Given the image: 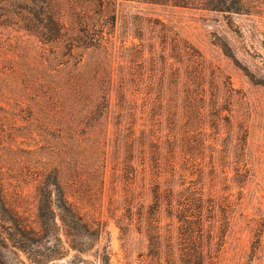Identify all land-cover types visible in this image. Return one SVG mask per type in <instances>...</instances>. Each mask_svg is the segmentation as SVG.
Instances as JSON below:
<instances>
[{
    "label": "rangeland",
    "instance_id": "obj_1",
    "mask_svg": "<svg viewBox=\"0 0 264 264\" xmlns=\"http://www.w3.org/2000/svg\"><path fill=\"white\" fill-rule=\"evenodd\" d=\"M102 15L106 50L73 58L0 26L2 183L18 148L49 162L75 144L90 197L78 207L106 221L112 263L173 264L168 243H186L201 214L207 264H264V0L224 14L126 0Z\"/></svg>",
    "mask_w": 264,
    "mask_h": 264
},
{
    "label": "trees",
    "instance_id": "obj_2",
    "mask_svg": "<svg viewBox=\"0 0 264 264\" xmlns=\"http://www.w3.org/2000/svg\"><path fill=\"white\" fill-rule=\"evenodd\" d=\"M119 1L126 0H0V26L15 24L42 43H64L61 57L73 58L79 49L106 50L102 42L98 43L101 39L95 37L97 26L101 24L96 17H103L104 12L115 17ZM134 1L223 14L237 13L241 3V0ZM61 10L77 25L84 23L90 27L94 35L77 33L75 23L68 26L61 13H57ZM86 19L90 20L88 25ZM67 74L68 85L74 88L79 80L70 71ZM55 149L53 147V159L44 162L40 156L33 158L34 150L18 148L15 154L21 153L23 157L19 154L15 157V169L11 170L14 175H10L9 182L11 190L0 179V264H9L6 258L10 252L26 257L30 264H114L106 221L89 220L78 207L79 202H88L90 197L88 191L81 188L86 181L76 174L79 173L77 146L73 144L70 150L57 148L60 155H54ZM95 169L97 173L100 167ZM104 183L102 173V186ZM155 198L160 201L161 194L156 192ZM201 217L200 214L197 227L184 228L186 243L181 246L168 243L167 247L173 252V264H207L206 256H211L206 255L205 250L214 243L210 233V239H204L206 231ZM87 256L93 257V261Z\"/></svg>",
    "mask_w": 264,
    "mask_h": 264
}]
</instances>
